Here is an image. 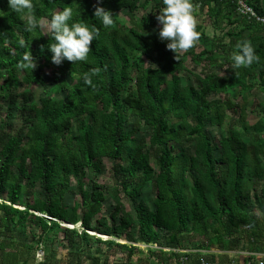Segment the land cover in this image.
Masks as SVG:
<instances>
[{"label":"trees","instance_id":"16d2710c","mask_svg":"<svg viewBox=\"0 0 264 264\" xmlns=\"http://www.w3.org/2000/svg\"><path fill=\"white\" fill-rule=\"evenodd\" d=\"M149 1L34 0L32 10L16 13L9 10L8 0H0V93L10 104L18 96L23 101L22 125L0 134L2 253L13 242L9 238L26 232L33 222L40 225V238L59 228V221L80 223L81 231L65 228L78 234L71 241L79 242L78 255H84L76 264H90L88 258L96 264L102 254L107 255L102 264H125L113 262L109 255L126 250L130 260L137 246L128 241L156 243L160 247L151 250L160 255L159 264H165L171 257L179 259L180 253L163 247L229 250L242 239L257 236L251 225L264 224V103H256L260 108L249 112L246 96L257 86L264 90V23L239 16L234 0H207V16L215 27L224 28L225 21L230 26L225 33L230 49L238 51V44L250 41L261 60L238 69L231 66L221 75L210 66L218 64L226 41L189 51L195 64L205 63L198 85L183 84L180 72L187 67V54L177 58L159 38L154 29L162 25L156 13L138 15ZM99 5L112 10L113 25L105 26L95 17ZM66 7L74 9V20L99 29L88 59L76 64L68 59L54 63L47 47L54 40L40 28L27 31L22 19L29 11L48 19ZM124 9L127 21L120 16ZM203 27L198 24V30ZM215 40L220 43L223 37ZM30 52L36 67H21ZM45 66H50L55 80L69 76L74 81L65 78L51 88L53 93L65 91L63 97L48 94L33 101L29 87L45 83ZM84 72L92 75L95 87L85 84ZM20 85L26 89L19 93ZM229 90L234 96L243 94L244 101L219 97ZM141 124L151 129L147 144L137 135ZM208 125L221 128L218 143ZM106 157L112 161L110 194L115 202L107 214L104 185L94 181L93 191L86 188L88 172L97 174ZM73 180L82 202L70 205L65 195ZM149 183L155 191L153 207L142 197ZM121 192L132 201L134 214ZM88 230L111 237L96 238ZM91 238L99 243L94 255L88 246ZM15 248L4 254L22 264L34 261L36 246L25 243ZM192 256L216 258L201 252ZM218 259L217 264H226L229 257L221 253Z\"/></svg>","mask_w":264,"mask_h":264},{"label":"rangeland","instance_id":"374dc122","mask_svg":"<svg viewBox=\"0 0 264 264\" xmlns=\"http://www.w3.org/2000/svg\"><path fill=\"white\" fill-rule=\"evenodd\" d=\"M195 3L198 5L196 9V15L198 16V24L202 23L204 27L199 30L201 32V37L199 39V42L197 45H195L193 48L188 49L184 53L187 54V60H186V69L180 72L181 80L183 84H193L198 85L199 79L198 75H201L203 73V63L195 64V62L191 59V56L189 54V51H201L204 48H215L218 46H221L224 41H226L225 46H223V54L219 58L218 64H214L213 66H210V69L217 72L218 74H226L227 69L232 66L231 62V54L233 50L230 49V42L229 39L226 36V31L230 27L227 25L226 21L223 22L222 27L224 28H216L215 25L208 19L207 16V7L209 4V1L207 0H195ZM163 6V0H150L148 6L143 10L141 9L138 12V15L142 14H148V13H156L158 16L160 9H157L159 7ZM120 16L128 20V17L126 16V9L122 10L120 12ZM46 20V19H44ZM47 29L45 28L44 31ZM154 31L158 34L159 28H155ZM223 37V40L219 42H216L215 39ZM228 40V41H227ZM222 42V43H221ZM232 68V67H231ZM43 75L45 77V83L44 84H33L30 86L29 90L32 96L33 101H39L42 97L47 96L48 94H55L57 96H65V91H60L59 93H53L51 91V88L58 84L59 81L67 78L68 81L73 82L74 79H72L69 76L61 77L58 81L54 79L50 66H45L43 68ZM24 89H26L23 85H20L18 91L19 93L22 92ZM234 91L229 90L226 93H222L219 95V97H228L236 102H242L244 101L243 94L239 93L237 96H234ZM248 96V104L247 109L250 112L251 110L259 109L260 106L256 103H264V90L261 89V86H257L256 89H254L252 92L247 94ZM245 97V96H244ZM22 96H18L15 99L14 103L9 102L7 98H5L4 95L0 93V134L14 132L17 128H19L22 125V112L20 110V106L22 103ZM232 114L230 117L227 118V122L231 121ZM133 121V117L130 118L129 122L127 123L128 126ZM208 130L211 132V136L214 138L215 142L218 143L221 133V128L217 126H211L208 125ZM76 125L74 126V132L76 133ZM137 135L140 139L144 141L145 144L149 143V139L151 136V129L145 125L141 124ZM190 149L194 150V144L190 145ZM221 152V148L217 149L215 151L216 155H219ZM152 163L156 169H158V166L156 165L155 159L152 160ZM112 161L110 158L106 157L103 159L102 163V169L97 173L93 174L91 172H88V178H87V186L86 188L89 191H93V182H97L100 184H103L106 188V199L104 200V206L103 209H105V214L109 213L113 210L115 207L114 199L112 198L110 192L114 188V182H113V174H112ZM96 179V180H94ZM121 196L123 198V201L125 203V206L127 210L131 211L133 214L134 207L132 201L127 199L124 196V193L121 192ZM142 197L144 200L153 207V199L155 197V191L151 183H149L144 191ZM65 200L67 203L72 205L75 200H79L82 202V196L77 190V184L73 180V184L70 188V190L65 195ZM20 207H23V205H20ZM41 214V213H39ZM45 215V214H44ZM59 228H56L55 231H50L49 233L45 234L43 238H40L39 235L41 233L40 225L36 222H33V224H30L28 226L26 232H16V234L12 237V239L9 238V241H13L9 246L5 249V251L2 253L0 250V264H22L21 261H18L16 257L14 256H6L9 251L14 252L15 247L22 246V244L27 243L28 245L40 247V252L35 253L40 263L45 262V264L55 261V264H76L77 262H80V259H83V255H78L79 253V242L76 240V242H72L71 239H77L78 234L74 232H66L65 228H74L76 227L79 231L83 230L80 223L77 225L69 224L68 222L59 221ZM70 226V227H69ZM72 226V227H71ZM2 227L0 225V239L3 238L1 235ZM107 235V234H106ZM108 236V237H107ZM106 237L103 235H99L95 233L94 237H100L101 239H108L111 236L107 235ZM42 239V240H41ZM124 242V241H123ZM133 245H136L137 248L134 251V256L130 258V260H127V251H119L114 255H109V258L114 261H120L125 264H132L134 262L139 264H159V254H155L151 250L154 248L149 247V244L137 242V241H128ZM90 243V244H89ZM88 243V246L91 247V253L94 255L95 248L99 245L98 241L95 238H91L90 242ZM36 247V248H37ZM150 248V249H149ZM104 249L107 250V247L104 245ZM36 250V249H35ZM43 251V252H42ZM110 254L112 253L109 251ZM5 253V254H4ZM159 255V256H158ZM107 255L101 256V259L96 264H102L104 259ZM162 256V254H161ZM164 256V255H163ZM120 260H118L117 258ZM53 260V261H51ZM87 263L92 264V259L88 258L85 259ZM34 262V261H33ZM33 262H29L28 264H33ZM80 264V263H78Z\"/></svg>","mask_w":264,"mask_h":264},{"label":"clouds","instance_id":"9594fccd","mask_svg":"<svg viewBox=\"0 0 264 264\" xmlns=\"http://www.w3.org/2000/svg\"><path fill=\"white\" fill-rule=\"evenodd\" d=\"M8 2L9 10L16 13H23L25 9L34 8V0H8ZM197 7L195 0H163V6L157 8L160 9L157 20L162 25L159 28V38L167 41L166 47L173 50L177 58L181 53L197 45L201 37V32L198 30ZM94 14L105 26H111L115 22L112 10L106 9L103 5L97 6ZM22 19L29 32L37 28L47 29L44 34L50 35L51 41L54 40L47 47L52 51L51 59L56 64L62 63L65 59L75 64L86 61L93 41L99 36L97 27H89L86 23L74 20L72 7L55 10L46 20L39 19L31 11ZM237 47L239 50L233 51L230 57L233 69L251 66L254 62L261 60L250 41L245 40ZM148 64L152 65L151 68H158L155 63ZM27 65L36 67V59L32 52L26 53L21 61V67ZM95 71L94 69L93 72ZM82 78L85 84L95 87L91 74L84 72Z\"/></svg>","mask_w":264,"mask_h":264},{"label":"built area","instance_id":"2783aa9c","mask_svg":"<svg viewBox=\"0 0 264 264\" xmlns=\"http://www.w3.org/2000/svg\"><path fill=\"white\" fill-rule=\"evenodd\" d=\"M233 7H235L236 13L241 17H247L249 19H253L255 21H258L260 23H264V13L259 12L253 5L249 4L247 0H234ZM149 247H156L159 248L160 246L156 243L149 244ZM167 251H175L181 254L179 258L180 264H217V260H209L205 258L204 256L199 257V259H196L197 261L192 260V255L201 252L202 254H214L219 255L221 253H225L224 250L219 249L217 247H210L209 249H197V248H191V249H180L177 247H163ZM43 252V251H42ZM227 252V251H226ZM239 252H235V254H232L227 261L226 264H264V249L260 251H244L243 254L247 255L248 258L243 261L240 259V256L238 255Z\"/></svg>","mask_w":264,"mask_h":264},{"label":"crops","instance_id":"0c3cea01","mask_svg":"<svg viewBox=\"0 0 264 264\" xmlns=\"http://www.w3.org/2000/svg\"><path fill=\"white\" fill-rule=\"evenodd\" d=\"M251 2L254 5H256V6L262 8L264 10V0H251ZM259 215H260V217H262L261 214H259ZM251 227L256 228V233H258L257 236L255 237V239L254 240H251V241H248L247 239L244 238V239L241 240V242H240V244H239L238 247L233 248V249H229V250H224L225 253L228 255L229 258H230V256L232 254H235V252H239L238 255L240 256V259L243 261V259L245 260L246 258H248L247 255H244L243 254L244 251H250L251 252V251H260V250L264 249V224L262 223L261 225H259L257 227V225L254 222V223H252ZM36 247H37V245H36ZM37 252H40V247L39 248L38 247L36 248L35 253H37ZM133 256H134V254H133ZM180 256H181V254H180ZM180 256H179V258H180ZM120 258L121 257H119V259L118 258L117 259L120 260ZM218 258H219V255H218V257L216 255V258L215 259L217 260V262L219 261ZM194 259L195 258L193 257L192 260H194ZM37 260H38V258H37L36 254H35V259H34L33 264H41ZM194 261H197V260L195 259ZM227 261H226V263H227ZM164 263L165 264H180L179 259H176L175 257H171V258L165 260ZM132 264H139V263L134 262ZM254 264H256V262Z\"/></svg>","mask_w":264,"mask_h":264},{"label":"bare ground","instance_id":"6f19581e","mask_svg":"<svg viewBox=\"0 0 264 264\" xmlns=\"http://www.w3.org/2000/svg\"><path fill=\"white\" fill-rule=\"evenodd\" d=\"M19 206H20V205H19ZM70 225H71V224H70ZM77 226H78V225H77ZM69 227H70V226H69ZM71 227H72V226H71ZM94 230H95V229H94ZM88 231H89L90 234H95V233H97V234H99V235H103V236H105V237L107 236L106 234H103V233H101V232L99 233V232H97V231H93V230H88ZM107 237H108V236H107ZM121 241H125V240L122 239Z\"/></svg>","mask_w":264,"mask_h":264}]
</instances>
